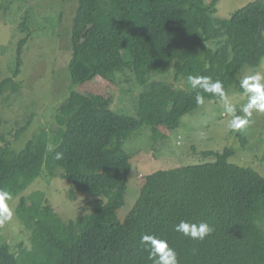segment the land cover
<instances>
[{"label": "trees", "instance_id": "trees-1", "mask_svg": "<svg viewBox=\"0 0 264 264\" xmlns=\"http://www.w3.org/2000/svg\"><path fill=\"white\" fill-rule=\"evenodd\" d=\"M205 1L77 0L68 66L72 83L106 79L114 70L130 68L144 88L138 114L61 106L54 119L62 136L50 140L55 147L45 167L52 178L73 183L72 199L77 191L99 198L87 214L64 221L51 204L30 214L21 197L19 217L32 246L21 244L15 252L11 244H0V264H154L141 244L145 234L166 240L179 264H264V230L258 225L264 212V177L230 163L233 149L204 151V157L216 160L147 176L129 214L124 220L119 217L133 166L123 138L144 125L154 133L161 126L177 129L183 116L199 108L198 94L221 100L192 85L191 92L171 100L166 86L151 82V77L175 59L174 68L184 79L191 75L219 80L228 95L232 88L243 90V68L258 67L264 59V0L246 5L230 19L217 17L220 0L207 6ZM27 26L24 20L22 33ZM235 27L245 35L235 34ZM86 29L88 36L82 40L78 31ZM30 39L19 42L14 78L21 73ZM14 78L0 84V98L19 92L21 84ZM31 121L17 131L15 140ZM0 143V191L19 196L34 181L22 171L36 158V141L21 151L3 137ZM181 221L208 223L213 232L202 241L190 239L174 230Z\"/></svg>", "mask_w": 264, "mask_h": 264}, {"label": "rangeland", "instance_id": "rangeland-1", "mask_svg": "<svg viewBox=\"0 0 264 264\" xmlns=\"http://www.w3.org/2000/svg\"><path fill=\"white\" fill-rule=\"evenodd\" d=\"M256 1L260 0H220L216 15L230 19L236 11ZM210 2L206 0L205 6ZM77 3V0H0V84L14 78L19 42L31 35L22 54L21 73L14 78L21 84L20 90L9 98H0V138L11 141L18 151L31 140L36 141V158L22 171L25 176H33L34 181L21 195L6 201L13 217L0 225V244H11L15 252H19L21 244L28 249L32 246L30 232L19 217L21 197L26 198L30 214L51 204L64 221L87 214L99 198L77 191L72 199L73 183L60 177L52 178L45 167L46 156L55 147L50 140L54 135L62 136L54 119L61 106L110 109L126 116H135L139 110L144 88L130 68L114 70L106 79L72 83L68 66L73 54L72 24ZM24 20L28 26L22 33L19 27ZM233 31L237 35L246 33L239 27ZM78 34L85 40L88 29L84 33L78 31ZM174 61L167 60L163 72L151 77V82H162L166 86L171 100L191 92V84L176 72ZM256 73L264 76V63L258 67H244L240 81ZM249 95L244 90H230L227 98L234 115H244L241 109L248 103ZM204 101L197 110L181 118L177 129L170 131L161 126L154 133L151 126L144 125L123 138L124 147L133 155V166L126 205L119 214L121 220L129 214L147 176L216 160L215 157H204V151L222 153L233 149L235 155L229 159L230 163L252 168L264 177V113L253 111L251 123L240 132H234L228 127L232 115L227 113L224 100ZM30 117V125L15 140L17 131ZM258 225L264 230V212Z\"/></svg>", "mask_w": 264, "mask_h": 264}, {"label": "clouds", "instance_id": "clouds-1", "mask_svg": "<svg viewBox=\"0 0 264 264\" xmlns=\"http://www.w3.org/2000/svg\"><path fill=\"white\" fill-rule=\"evenodd\" d=\"M188 81L193 88H200L204 92L219 96L224 100L227 113L232 115L228 127L235 132H240L251 123L253 111L264 113V82H262L264 76L260 73L246 76L241 81V88L245 93L250 94L248 103L241 109L244 113L243 116L233 114L234 109L228 103L227 94L221 81L213 82L209 77L191 75L188 77ZM204 102V97L198 94L196 96L197 105H203ZM60 158L61 156L58 154L57 159ZM9 199H11L10 193L0 191V225L13 217V213L6 203ZM174 230L190 239L201 241L213 232V228L208 223L200 222L197 224L187 221H181ZM141 244L146 246V250L149 252L148 258L153 260L154 264H179L175 250L169 246L166 240L158 239L155 235L145 234L141 237Z\"/></svg>", "mask_w": 264, "mask_h": 264}]
</instances>
